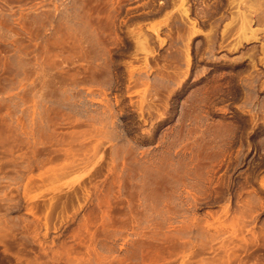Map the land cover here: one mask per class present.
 <instances>
[{
    "label": "rangeland",
    "instance_id": "374dc122",
    "mask_svg": "<svg viewBox=\"0 0 264 264\" xmlns=\"http://www.w3.org/2000/svg\"><path fill=\"white\" fill-rule=\"evenodd\" d=\"M0 264H264V0H0Z\"/></svg>",
    "mask_w": 264,
    "mask_h": 264
}]
</instances>
